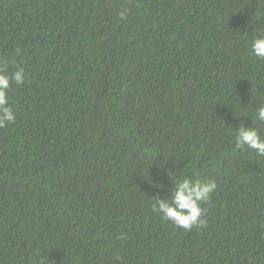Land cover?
Instances as JSON below:
<instances>
[{"label": "trees", "instance_id": "16d2710c", "mask_svg": "<svg viewBox=\"0 0 264 264\" xmlns=\"http://www.w3.org/2000/svg\"><path fill=\"white\" fill-rule=\"evenodd\" d=\"M258 27L264 0H0V72H25L0 264H264V157L235 143L264 136ZM182 178L217 184L190 231L153 207Z\"/></svg>", "mask_w": 264, "mask_h": 264}, {"label": "clouds", "instance_id": "9594fccd", "mask_svg": "<svg viewBox=\"0 0 264 264\" xmlns=\"http://www.w3.org/2000/svg\"><path fill=\"white\" fill-rule=\"evenodd\" d=\"M119 16L121 19H125L127 10H122ZM251 37V53L256 58L264 60V27L255 29ZM24 82L25 72L22 68L12 72L11 75L0 72V129L13 123L16 119L15 112L9 103L8 91L11 85L15 83L19 86ZM254 119L257 122H264V102H261V106L256 108ZM235 143L238 148L246 146L258 157H264V136L254 126L245 128L244 124H240L236 128ZM159 167L163 169L164 165ZM165 171L169 175L170 172ZM156 185H159L158 188H162V185ZM173 185L174 187L165 198H153L156 201L153 205L155 211L163 219L186 231H190L193 227L205 226V220L202 219L204 214L202 204L210 200V194L217 188L216 182L214 180L182 178L176 180Z\"/></svg>", "mask_w": 264, "mask_h": 264}]
</instances>
